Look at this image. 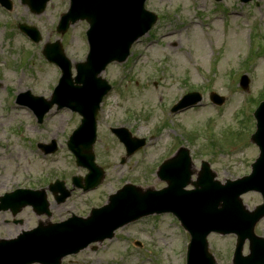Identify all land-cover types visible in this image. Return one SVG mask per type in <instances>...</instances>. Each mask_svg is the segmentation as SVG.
I'll return each instance as SVG.
<instances>
[{"label": "rangeland", "instance_id": "1", "mask_svg": "<svg viewBox=\"0 0 264 264\" xmlns=\"http://www.w3.org/2000/svg\"><path fill=\"white\" fill-rule=\"evenodd\" d=\"M11 1V12L0 6V196L19 188L46 189L57 178L72 190V176L87 174V170L75 166V158L67 149L68 135L78 127L80 118L65 110L58 114L51 111L44 123L37 125V120L26 109L14 111L18 92L11 87L29 89L49 99L55 88L57 70L45 61L41 46L44 47L45 41L60 40L68 58L73 63L78 62L86 52L82 38L88 24L79 22L61 36L56 31V20L59 12L66 9L65 0H50L40 15L32 14L22 0ZM196 5L194 8L189 0H148L147 8L162 15L153 32L135 45L126 61L128 79L116 85L124 76L122 64H112L103 73L117 90L108 96L103 107L104 121L99 120L94 146L96 162L106 173L99 190L87 194L74 190L61 205L56 204L46 190L50 217L38 216L31 207L23 209L16 217L10 212H0V239H14L36 228L40 222H61L72 214L86 218L91 207L106 204L108 197L124 182L134 184L143 192L166 187L154 174L157 164L162 156L171 158L182 147L190 149L193 180L197 179L202 161L210 164L222 183L250 173L251 164L259 155L251 137L255 129L254 111L264 98V21L259 22L260 28L256 27L249 40L245 37L249 27H254L258 21V15L264 14V0L246 5L239 0H222L220 4L214 0H197ZM172 11L185 18L180 25L175 17L169 16L168 12ZM203 19L210 21L213 43L220 48L213 63L204 42ZM19 24L39 30L43 35L40 47L20 34ZM198 42L204 45L203 53L197 50ZM17 69L26 71L24 79L21 80ZM201 73L208 76L209 87ZM243 74L250 80L247 92L239 86ZM188 87L192 92L206 90L205 104L170 114L171 118L165 117L161 124L164 119L161 112H171L178 99L175 96ZM211 92L225 98L218 112L213 110L207 95ZM248 97L250 101L246 105ZM110 124L126 127L138 138H149L146 147L122 164L126 150L111 130H107ZM25 139L33 149L39 143L49 144L55 140L58 151L45 160L38 151L28 148ZM242 199L249 210L262 202L257 193H249ZM178 228L171 215L147 217L120 229L112 240L63 259L62 264H151L144 259V254L152 257L154 264H182L186 247L180 245L183 241ZM9 232L16 233L9 236ZM256 234L264 238V219L256 226ZM136 242L144 247L138 248ZM209 243L218 264H232L233 236L211 235ZM247 253L246 245L244 254Z\"/></svg>", "mask_w": 264, "mask_h": 264}, {"label": "water", "instance_id": "2", "mask_svg": "<svg viewBox=\"0 0 264 264\" xmlns=\"http://www.w3.org/2000/svg\"><path fill=\"white\" fill-rule=\"evenodd\" d=\"M132 3V4H131ZM144 0H117V7L121 6H133L134 8H137L138 10L141 9L142 15H146L142 11ZM98 12V15H97ZM150 16V15H149ZM148 15L145 17L146 27H150L152 23L155 21L154 18ZM79 19H86L92 26H94L95 32L93 35V39L96 40V42H93V49L92 52L94 53L96 50H98L99 53H103L107 50H109L113 45L111 43L104 42L105 39H108L110 37H113L114 35L110 32L111 29H116L119 27H126L130 28L134 32V36L130 41H133L140 35H142L147 29L143 25V23H140L138 21L133 22L132 19L129 20V24L126 23L127 15L122 13H114L112 10H108L105 6H103L101 0H73V7L68 15L65 16L63 24L64 30L67 29L70 22L74 23ZM63 30V31H64ZM101 30H104L103 32V42L99 41V35ZM130 45V42L126 45L127 48H125V52L128 49V46ZM127 55V52H126ZM115 58H118V56H112V57H105L106 61L113 60ZM125 58V57H124ZM123 56L121 58L124 59ZM84 68H88L87 66H83ZM101 70V69H100ZM85 70H82L84 72ZM86 72V71H85ZM89 78V77H85ZM218 101V100H217ZM264 110V105L261 108V112ZM261 114V113H260ZM91 125L93 127V119L91 121ZM254 139L257 143H259L262 146L263 152H264V120L261 119L260 121V127L259 132L254 136ZM93 138L90 140V143H92ZM128 141V140H126ZM82 154L90 153L92 154L91 149L90 150H81ZM262 159V158H261ZM91 159V166L93 167ZM260 162V161H259ZM264 164V159H263ZM208 173H205L204 177H207ZM97 179V177H96ZM100 178H98L96 181L99 182ZM264 181V179H262ZM62 185V184H61ZM240 185V184H236ZM184 186V184H177L174 183V187H177V192L180 191L181 187ZM204 188L206 187L205 181L203 183ZM55 187V186H54ZM54 191H60L61 187L56 186ZM244 191H248L250 189H257V190H264V184L259 183V178L257 176H252L251 179L243 186ZM127 191L120 192L118 195L111 198L112 204L110 207L104 208L102 210L96 211L94 213V216L89 220L87 223H75L73 221L69 222L68 224H64L65 228L63 232L70 233V232H76L79 231L81 233L80 237L73 240H68L64 243H61L59 246H56V241H52L51 245L48 247L49 250V260L48 261H42L45 264H59L60 259L69 254V253H76L79 250L85 248L87 245H89L92 242L95 241H102L105 238L112 237V231L117 228L118 226L125 223L128 210L127 208H118L123 202L122 200L125 199ZM239 196V193H235L233 190L229 191L228 193H225L223 198L225 201L224 208L218 209V208H210V210L206 211L203 218L201 219L200 223L197 225L196 228H193V235L195 242L199 243V245L202 246L203 249V243H204V236L205 234L211 230V229H220L224 230L225 227L223 226V222L219 221L220 216H223V220L229 221L233 226L232 230L239 233L240 236V246L237 253L235 264H264V241L262 239H259L256 237L253 233V228L256 224V222L264 215V205L259 207L255 213H248L245 211L244 208L241 207L240 202L237 200V197ZM25 203H30V199L28 197H24L23 199ZM207 200L210 202L211 206L214 207L218 204V198L215 194H211L208 196ZM4 204L0 206V210L2 209H8L7 203L3 201ZM117 203V204H115ZM141 204H143V201H137V206L140 209V212L137 214H132L127 221L136 219L142 215L154 213V212H160L158 209L154 207L145 208L141 207ZM114 205H116V208H112ZM14 212H17L20 208H13ZM39 213H44L47 211V208H36ZM63 225V226H64ZM63 226H58L59 230L63 228ZM39 230H42L40 228ZM246 239L250 240L251 244V255L249 257H242L241 256V250L243 247V244ZM6 248H10L13 251H21V250H27L32 253H39L41 252V248H32V247H23L17 245L16 242H8V241H0V264H14L13 260L10 258L9 254L4 251ZM206 258L208 259L209 264H213L210 260V256L206 253H204ZM38 259H28L25 262L21 264H25L27 262H33Z\"/></svg>", "mask_w": 264, "mask_h": 264}, {"label": "bare ground", "instance_id": "3", "mask_svg": "<svg viewBox=\"0 0 264 264\" xmlns=\"http://www.w3.org/2000/svg\"><path fill=\"white\" fill-rule=\"evenodd\" d=\"M196 46H197V50H198L199 53H201V52L203 53L205 51L204 50V45H202L201 42L200 43L198 42L196 44ZM14 233H16V232H9L8 235L12 236V235H14Z\"/></svg>", "mask_w": 264, "mask_h": 264}]
</instances>
